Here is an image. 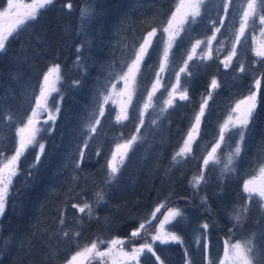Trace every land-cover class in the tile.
I'll list each match as a JSON object with an SVG mask.
<instances>
[{"label": "rangeland", "instance_id": "rangeland-1", "mask_svg": "<svg viewBox=\"0 0 264 264\" xmlns=\"http://www.w3.org/2000/svg\"><path fill=\"white\" fill-rule=\"evenodd\" d=\"M25 2L30 3L31 0H25ZM157 2L158 0H139L138 4L133 5L134 9L124 16L117 29L114 30V37H111L113 40L106 39L104 41L103 46L106 51H102L100 55L104 56L105 60L97 59L90 63V56L87 54L88 49L78 53L80 59L79 64H77L76 59L74 67L77 74L73 80L79 81V84H74L72 81L70 91L80 90L82 95L80 99L77 98L71 105L66 106L64 99H67L66 96L69 91L66 88H61L60 85V94H62L63 99L61 100L60 94L57 93H53L50 97V105L53 108L59 106L60 111L54 125L51 122L45 125L50 131L40 133L38 139L45 143L55 135L57 130L62 127L66 130L65 141L61 142V138L51 139V145L58 143V139L60 142L56 146L63 143L60 153L57 150L54 151L55 153L53 152L54 159L60 158L59 162L53 163L50 172L52 181L56 180V184L44 190V197L41 200L40 198L37 199L34 212L29 219L27 206L35 201V199L32 200L31 195L28 196L29 192L27 191L29 189L28 186H25L29 176L20 175L14 179V187L8 197L5 212L0 217V264H33L32 260L29 259L31 250L35 247H32V240L39 236L38 245H43L42 234L46 231L45 221L50 205L48 199L59 194L58 186L64 180L63 174L73 173L75 180L78 178L88 179L94 175V172H90L91 165L97 164L98 169L104 171L102 177L106 178V161L111 158L117 143L123 144L125 140L136 134L143 99L147 96V91L143 89L138 102L137 97L133 98L135 109L133 106H129L130 118L128 120L121 123L116 122V115L120 112L122 98L114 95L113 99L116 100V103L109 101L108 104L104 105L105 115L99 117L101 123L96 126L97 131L89 134L86 124L93 113L98 115V103L102 102L101 91H111L112 84H117V89L124 87L123 81L117 83L116 76L118 73L127 70L126 66L122 68V64H125V61L130 62L134 58L133 48L139 47L143 37L153 27L159 28L161 22L166 23L171 12L175 10V6L172 9L165 7L168 6V0H166L164 8L157 10L155 7ZM229 2L230 8L226 14L221 0H207L202 9V15L198 17V23L192 25L187 33H180V37L177 38V45L171 50L174 54L175 63L171 66L174 71L164 73L165 81L169 82L168 89L161 88L156 93V97H160L159 100H156V97L153 98L155 106L145 112V122L141 126L140 135L142 139L133 145L117 175V178L129 175L125 177L126 185L121 194L129 193L134 188L140 192L142 190L140 187H150V184L156 182V185L164 188L161 192L156 189V198L162 197V200L153 206L150 205L149 211L147 207H141V204L138 206L139 203L134 202L135 207H141L142 212H139V216L142 213L145 218L150 216L156 206L161 203L182 211L183 218L177 217L176 221L167 224L165 228L180 235L183 239V245L177 243L162 245L158 241L153 244L155 249L158 247L156 253L163 264H186L188 260H191V264H199V261L201 264L205 251L203 244L197 247L194 238L198 230L199 232L204 231L200 227L203 223L209 225L206 239L211 260L215 254L219 255L218 261L222 259L221 256L225 253L227 242L231 241L234 244L254 236L252 242L256 250V259L253 264H262L264 261V208L261 207L264 202L259 201L258 197L249 202L247 194L243 193L245 180L252 177L254 170H258L259 164L264 163V120L258 123V106L248 127L242 145V154L236 164L235 172L226 178H221L222 165L214 164L211 161L207 167L203 164V158L211 151L212 145L219 138V126L224 123L231 107L235 106L236 101L247 96L249 91H257L255 88L256 73L261 66V69L264 67V59L257 58L252 51L254 47L259 46L258 43H253V35L259 42L260 30L264 28V25L259 23L258 17L255 18L254 29L246 30V42L242 46L237 45L239 55L233 58L231 66L225 68L221 63L231 48L233 29L239 28L238 10L241 9L242 5H246V0H229ZM6 6L7 0H0V11ZM48 7L42 12L46 11ZM234 10L237 12L233 19ZM92 17L91 15L85 22H93L94 18ZM220 18H224L223 27L220 25ZM214 23L216 27H221V32L216 33L217 39L213 41V58L201 60L194 57L193 60L189 61L188 71L191 75L181 73V85L188 90V100L176 99L174 106L162 113L160 108L164 106L163 102L168 97V91H171V84L176 83L175 73L183 66V60L187 59V53L196 40H205L212 35ZM162 36L166 39L165 34L158 31L157 36L153 38L154 47L149 49L150 54L145 58V65H151V67L143 66V76H138V79L143 80L148 90H151V83L155 79L156 71L159 70V56L162 54L163 44L162 42L158 43V41L161 40ZM221 40L224 41L223 49L217 53L215 49L220 47ZM204 47V45L201 46V48ZM200 51L201 49H197V52ZM83 52L86 55H83ZM89 63L96 70L95 72L92 71ZM240 63L245 65L244 72L239 71ZM80 69H84L80 72L81 82L91 83L86 85V89L81 86L79 80L78 71ZM94 73L97 75L96 78L93 77ZM83 77H88V80ZM258 78L262 79L261 84H264L263 77ZM212 79H216L218 83V87L215 89L211 87ZM263 90L264 87L261 85L257 95L258 105L260 99L263 98ZM209 92H212V98L208 101V107L204 117H202L200 133L193 144V153L181 163L173 164L172 156L182 146L183 140L194 122V116L199 111L201 98L206 97ZM17 118L20 117L17 116ZM43 118L46 119L47 114H44ZM10 132L11 129L0 127V144L3 145L8 155L13 154L15 148L13 143L7 142ZM12 133L14 134V130ZM88 135H91V139L88 140V146L85 147L84 140L88 138ZM226 135L232 136L230 144L234 147L239 137L232 135V133H226ZM33 149L30 147L26 153ZM81 149L84 151L85 157L81 167L74 171V161L80 159L79 151ZM97 151L101 153L99 156ZM227 151L228 148L224 144L218 149L219 153L226 154ZM201 172H203L204 180L198 187H193L191 183L193 177L200 175ZM175 180L180 181L179 188L172 190L176 184ZM226 191L230 193L231 197L226 199L224 206H220L218 199L228 195ZM115 198L117 197L115 196ZM29 206L31 209L30 204ZM241 208L248 210L246 217L237 223L233 217ZM56 209L57 204L53 207V211ZM166 210L167 208H161V211L157 213V218L152 221L149 228L152 226L154 228H150L152 230L145 233L147 241L151 242V235L155 233L159 222L163 220ZM25 212L28 213L24 214ZM14 214L18 219L16 222H13L11 217V215L14 217ZM18 222L20 223L17 225ZM220 222L230 224L224 227L218 225ZM13 225L17 228H13ZM58 230L64 233L67 227L59 226ZM222 233L225 234V237L221 236ZM5 241H7L6 246L4 245ZM228 246L230 247V245ZM106 248L107 244H104L101 245L100 250H106ZM185 250L188 253L187 257ZM102 259L107 260V258L93 257L90 261L101 264ZM156 261V257L148 252L140 256V264H158ZM107 264H111V261L107 260ZM131 264H136V262L133 261Z\"/></svg>", "mask_w": 264, "mask_h": 264}, {"label": "snow or ice", "instance_id": "snow-or-ice-1", "mask_svg": "<svg viewBox=\"0 0 264 264\" xmlns=\"http://www.w3.org/2000/svg\"><path fill=\"white\" fill-rule=\"evenodd\" d=\"M207 0H177L175 4V10L171 12L170 17L166 23L161 22L159 28L153 27L143 37L142 43L139 47L133 48V56L130 62L125 61L122 64V68L126 66V71L118 73L116 76L117 83L123 81V88L117 89V84H112L111 91H101L100 98L102 102L98 103V115L92 114L89 122L86 124L88 133H95L97 131V125L101 123L99 117L105 115L104 105L108 104L109 101L116 103L113 96L121 97V109L116 115V122L121 123L124 120H128L129 106H133L135 109L133 98L137 97V102L142 96V89L147 91L146 98L143 99V104L139 113V125L136 127V134H133L130 139L124 141L123 144L117 143L115 151L112 152L111 158L106 161V167L108 169L105 183H111L116 178L124 165L126 158L128 157L129 151L133 145L141 140L140 135L141 126L144 124L145 112L149 108L155 106L154 97L156 93L164 88L168 89L169 82L165 81L164 73L174 71L171 66L174 65L175 61L171 50L177 45V38L180 37L181 32H188L192 25L198 23V17L202 15V9L205 7ZM224 8V12L227 14L230 8L229 0H221ZM54 0H31L30 3H26L25 0H7V6L0 11V52L6 49V44L10 37H16L19 33L28 27L32 21H36L41 15L42 11L48 6L52 5ZM70 8L71 5H68ZM239 11V28L233 29L231 40V48L228 51V55L221 61L225 68L231 66L234 57H238L239 49L237 45H243L246 42V30L254 29L255 18H259V23L264 25V0H246V5H242ZM237 10H234L235 18ZM92 15L91 10L85 8L81 13V28L84 26V22L88 20ZM221 27L224 26V18H220ZM187 26V27H186ZM214 30L210 37L205 40L197 39L196 42L191 46V50L187 53V59L183 60V66L176 72V83L171 84V91H168V97L164 100V106L160 108V111L166 112L169 107L174 106V101L188 100V90L186 87L181 85V73L191 75L189 69V61L193 60L194 57L204 60L212 59L213 56V41L217 39L216 33L221 32V27L213 25ZM159 32L165 34L166 39L162 36L158 43L162 42V54L159 56V70L155 73V79L151 83V90L147 89V86L143 83L142 79H138V76L142 77V67L151 65H145V58L148 56L149 49L154 47L153 38L157 36ZM244 38V40H242ZM253 43L257 44L258 47L252 49L254 55L257 58L264 59V28L260 30V40L257 41L255 35H253ZM204 45V48L201 46ZM224 41H220V47H217L215 51L218 53L223 49ZM197 49H201L197 52ZM81 47H77V52L81 51ZM79 57L77 58V64H79ZM255 63V62H254ZM240 72L245 71V65L240 63ZM63 77L61 75V66L59 64L50 65L47 70L43 73L42 79L39 83V92L30 94V99L34 98V106H31V114L27 116L26 122H20L16 128V144L14 152L8 155L3 145L0 144V217L3 216L8 197L10 196L13 187L14 179L20 174V161L25 155L26 151L31 147H39V153L36 155V163L40 160V155L45 150V144L40 142L38 136L42 132H49L50 129L46 128L51 122L55 124L57 114L60 111L59 106L53 108L49 103L50 97L53 93L60 94L59 84L62 82ZM74 84H79V81H74ZM212 89L218 87L216 79L211 81ZM261 87V79H255V88L257 91H249L248 95L236 101L235 106L231 107V110L225 119L224 123L219 126V138L214 142L211 147V151L203 158V164L205 167L209 165L211 161L214 164L222 165L221 167V178H226L231 173L235 172L236 164L242 154V145L247 134L248 127L252 122L254 113L258 106V91ZM212 98V92H209L206 97L201 98L199 111L194 116V122L191 124L186 137L183 140L182 146L172 156L173 164H179L182 160L193 153V144L196 141L200 133V125L202 117L205 115V110L208 107V101ZM60 99H63L60 94ZM160 97H156L159 100ZM44 114H47V118L44 119ZM3 117H0L2 122ZM9 123L15 122L13 114L9 112L7 114ZM155 123V121H153ZM235 130V131H234ZM226 133H232V135L238 136L234 147L231 146L230 141L232 136L226 135ZM91 139V135L84 140L85 147L88 146V140ZM224 144L228 151L226 154L219 153L218 149ZM101 153L97 151L99 156ZM80 159L74 161L76 169L81 167V163L84 160L85 153L81 149L79 151ZM35 167V164L32 165ZM204 180L203 172L200 175L193 177L191 181L193 187H198ZM243 193L247 194V200L252 202L254 198H259V201L264 202V163L258 165V170H254V174L250 179L245 180L243 184ZM95 204L99 206L104 201V193L98 191L95 194ZM73 208H77L79 212L84 213L87 209V215L92 218L93 207L88 202H85L83 206L77 204L72 205ZM264 208V203L261 204ZM161 208H167L164 214L163 220L159 222V226L156 228L154 234L151 235V242L145 240L139 247L133 246L131 251L126 250V244L130 243L131 238L140 237L142 233L149 231V226L152 225V221L157 218V213L161 211ZM247 208H241L238 210L233 219L239 223L246 217ZM177 217L182 216V211L178 208L167 207L165 203H161L156 206L150 216L141 220L139 227L131 232V237L127 239L113 238L109 241H104L101 238H97L91 242L90 245H85L83 248H79L71 256V259L66 264H89L93 257L107 258L111 261V264H131L135 261L136 264H140V256L145 253H151L152 256L156 257L158 264H163L161 258L157 255L154 250L153 244L158 241L160 244L177 243L183 245V239L176 232L166 229L167 224L176 221ZM64 223L63 217L60 220V224ZM204 229L203 232L197 231V235L194 238V243L197 247L203 244L205 254L208 253V242L206 239L207 230L209 225L203 223L200 226ZM79 236V233H75ZM64 237L68 236V232L63 233ZM254 236L246 241L231 243L227 242L225 247L224 259L221 264H253L256 259V250L253 245ZM107 244L106 250H100L101 245ZM7 245V241L4 242ZM230 245V247L228 246ZM188 253L185 250V256ZM107 260L102 259L101 264H107ZM188 264H191L190 260ZM209 264H214L209 258Z\"/></svg>", "mask_w": 264, "mask_h": 264}, {"label": "trees", "instance_id": "trees-1", "mask_svg": "<svg viewBox=\"0 0 264 264\" xmlns=\"http://www.w3.org/2000/svg\"><path fill=\"white\" fill-rule=\"evenodd\" d=\"M138 1L54 0V3L42 12L36 21H32L28 28L23 29L18 36L9 38L6 49L0 52V117H3L0 127L11 129L7 142L13 143L15 147L16 128L19 126V122H26L27 116L31 114V106L35 102L34 98L30 99V94L33 92L38 94L42 75L50 65L59 64L61 66L63 80L59 85L69 91L66 96L67 99H64V104L69 106L75 99L82 97L80 90L70 91V85L77 74L74 67L78 58L77 47H81L84 51L88 49L87 54L90 56V63L97 59L105 60V57L100 55L102 51H106L103 46L104 41L106 39L113 40L111 37H114V30L117 29L124 16L134 9L133 5L138 4ZM176 3L177 0H168V6H165L166 0H158L155 7L157 10L164 8V6L172 9ZM68 5L71 7L69 8ZM85 8L91 10L94 20L93 22H85L81 28V13ZM83 55L86 54L83 52ZM261 67L258 69L256 77H263L264 80V67L262 69ZM91 69L93 72L96 71L93 67ZM82 70L84 69L78 71V76L81 86L86 89V85L91 83L81 82L80 72ZM96 76L94 73L93 77L96 78ZM83 78L88 80V77ZM261 85L264 87V84ZM9 112L13 114L15 120L11 124L6 117ZM257 118L258 123L264 120V95L258 105ZM13 130L14 134L12 133ZM65 134L66 130L62 127L44 143L45 150L40 155L38 163H36V155L40 150L36 148L37 146L22 157L18 177L20 175L29 176L25 186H28L29 189L27 191L29 192L28 196L31 195L32 200L35 199L29 203L32 210L28 204L29 213H24H28L29 219L34 212L37 199L40 198L41 200L44 197V190L56 184V180L52 181L50 172L53 163L59 162L60 158L54 159L53 154L55 150L60 153L63 143L59 146L56 144L60 142V138L61 142L65 141ZM53 138L54 140L59 138L58 143L51 145ZM33 164L35 167H32ZM90 168V172H94V175L84 180L80 178L75 180L73 173L63 174L64 180L58 186L59 194L48 199L50 205L45 221L46 231L42 234L43 245H38L39 236L32 240V247H35L31 250L29 259L32 260L33 264L36 262H39L38 264H66L79 248L90 245L97 238L104 241L113 238H130L131 232L137 229L141 220L145 218L143 213L139 216V212H142L141 207L145 206L149 211L150 205L153 206L162 200V197L156 198V189L160 190L159 192L164 189L162 186L156 185L157 182L150 184V187H140L143 191L138 192V189L134 188L129 193L121 194L126 185L125 177L129 175L116 178L111 183H105V178L102 177L104 171L99 170L97 164L91 165ZM73 170L76 171L77 169L74 168ZM106 170L108 171L107 167ZM175 183L172 190L179 188L180 181L176 180ZM98 191H102L105 198L99 206H96L94 194ZM226 192L228 195L218 199L220 206H224L226 199L231 197L230 193ZM135 201L139 203L138 206L141 204V207H135ZM85 202L93 207L92 218L87 215V209L81 213L77 208L72 207L73 204L83 206ZM56 204L57 209L53 211ZM11 217L13 222L18 220L16 214L14 217L11 215ZM62 217L64 223L61 225ZM59 226L67 227V237L63 236L62 231L59 232ZM13 228H17V226L13 225ZM150 228L153 229L154 227ZM150 228L149 230H152ZM77 232L79 236L75 235ZM221 236L225 237V234L222 233ZM145 240L147 237L144 233L140 237L131 238L130 243L126 244L125 247L131 250L133 246L139 247ZM157 249L158 247L154 248L155 251ZM89 264L97 263L90 261Z\"/></svg>", "mask_w": 264, "mask_h": 264}, {"label": "flooded vegetation", "instance_id": "flooded-vegetation-1", "mask_svg": "<svg viewBox=\"0 0 264 264\" xmlns=\"http://www.w3.org/2000/svg\"><path fill=\"white\" fill-rule=\"evenodd\" d=\"M176 181V180H175ZM230 223H224V222H220V224L218 223V225H220V226H227V225H229ZM218 238V237H217ZM219 239V238H218ZM219 257V255H213V259L211 260V261H213L214 262V264H221V261L224 259V255H222L221 256V260H217V258ZM209 258H210V256H209V254L207 253V255L205 254V256L203 257V260L201 261V264H209ZM189 261V260H188ZM188 261L186 262V264H188ZM190 262H191V260H190ZM264 263V261L262 262V264ZM199 264H200V261H199Z\"/></svg>", "mask_w": 264, "mask_h": 264}]
</instances>
